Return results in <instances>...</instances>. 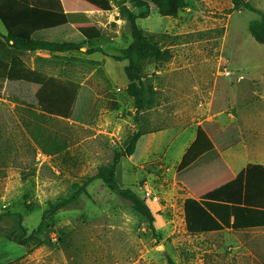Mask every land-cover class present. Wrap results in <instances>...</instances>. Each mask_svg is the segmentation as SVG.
Listing matches in <instances>:
<instances>
[{
    "label": "rangeland",
    "instance_id": "obj_1",
    "mask_svg": "<svg viewBox=\"0 0 264 264\" xmlns=\"http://www.w3.org/2000/svg\"><path fill=\"white\" fill-rule=\"evenodd\" d=\"M84 1L105 10L93 22L110 42L93 46L102 47L95 54L103 58L110 82L88 74L79 85L61 79L47 84L58 94L76 91L68 117L41 114L35 102L6 96L0 101V213L20 214L26 235L49 203L110 163L136 128L133 100L125 92L126 61L112 58L131 42L129 25L113 1ZM187 1L176 17H163L151 5L150 14L136 21L146 32L160 34L163 51L172 57L156 68L148 57L135 56L146 81L160 90L159 105L145 114L153 132L122 157L116 180L148 204L155 232L128 200L97 179L75 203L46 216L41 232L25 243L18 242L23 233L16 215L0 220V264H264V228L200 234L186 229L184 201L198 197L189 182L228 165L234 177L199 197L216 201L242 182L246 164H264V44L248 30L257 15L244 9L228 13L230 0ZM248 1L264 11V0ZM126 6L134 13L145 9L133 0ZM86 18L69 20L87 25ZM77 33L71 28L67 37ZM85 47L74 55L85 57ZM234 127L240 141L221 152V164L204 163L193 174L178 176L202 153L191 148L196 136L198 145Z\"/></svg>",
    "mask_w": 264,
    "mask_h": 264
},
{
    "label": "trees",
    "instance_id": "obj_2",
    "mask_svg": "<svg viewBox=\"0 0 264 264\" xmlns=\"http://www.w3.org/2000/svg\"><path fill=\"white\" fill-rule=\"evenodd\" d=\"M111 1L117 7L119 16L127 21L130 28L131 42L121 49L119 55H114L112 58L116 61H126L123 67V72L128 81L125 92L133 100L136 128L125 148L116 152L110 163L100 165L95 174L85 177L81 184H76L67 196L49 203L38 226L29 235H26L27 229L21 224L22 216L20 214L0 213V220L6 216L16 215L18 217V227L23 233L18 238L19 243H25L35 238L36 234L41 232L46 216H52L59 210L75 203L79 196L87 194L88 185L97 179L101 180L109 190L128 200L137 212L146 217L149 229L155 232V217L151 208L133 190L119 188L116 180L117 166L122 157L131 156L138 141L143 136L153 132L147 128L148 123L145 114L159 105L160 90L146 81L143 67L135 63L134 57L145 55L149 62L155 63L156 68H159L172 57L170 51H163L161 35L146 32L136 21L138 18H145L150 14L151 5L163 17H176L180 10L188 7V1L133 0L136 7L145 8L137 13L126 6V0ZM230 4L228 13L244 9L257 15L248 23V30L256 42L264 44V11L254 7L248 0H230ZM0 21L6 29L5 34H0V100L4 90L8 87L5 82L12 58H15L19 64L34 73L62 79L69 85L81 84L88 74L96 75L105 83L110 82L103 68V63L99 60L65 55L33 58L34 53L41 50L49 52L81 50L85 47L84 42L87 43L85 54L103 52L102 47L93 46L94 43L99 42L104 45L110 42V39L95 25L79 27L77 37L68 38L71 28L68 27V19L60 0H0ZM22 89V85L16 88L19 93L23 94ZM51 93L55 92L45 88L39 90L31 99V104L35 102L40 107L41 114L70 116L76 91L69 92V94L59 93L58 98L52 97ZM51 102L53 104L56 102L58 107ZM60 108H64L65 112L59 111ZM213 141L217 148H212L200 155L191 165L180 171L178 176L187 173L193 174L194 170L204 163L221 162L219 151L234 146L240 141L239 130L234 127L223 131L218 137L213 138ZM58 150L54 148L52 152H58ZM48 152L50 153V151ZM231 179L230 169L222 164L214 172L197 181L189 182L188 186L192 193L200 197L209 190V187H218ZM236 186L216 201L195 197L187 198L183 204L187 231L191 234H200L219 232L225 229L264 228V165L249 163L246 166L242 182ZM232 205H243L255 208V210L232 221Z\"/></svg>",
    "mask_w": 264,
    "mask_h": 264
},
{
    "label": "crops",
    "instance_id": "obj_3",
    "mask_svg": "<svg viewBox=\"0 0 264 264\" xmlns=\"http://www.w3.org/2000/svg\"><path fill=\"white\" fill-rule=\"evenodd\" d=\"M60 2L62 4L63 10L66 13L69 27L74 28L76 30L79 27H82L85 25H76V24L72 25L70 23V20H69L70 15L79 16V17L86 16L87 17L86 20L89 22V24H87V25H96L93 22V19L98 14H104L105 13V10H103L101 8L96 9L95 7H90V6L86 5V3H85L86 1H84V0H82L81 2H74L73 0L72 1L71 0H60ZM80 3L82 4V6L77 5ZM114 13L117 14V11H114ZM5 33H6V29L2 24V27H0V34H5ZM74 51L75 50H67V51H61V52H49L46 50H41V51H36L33 55V58H35L37 56L50 58L53 55L75 56ZM95 53L96 52H94L93 54L92 53L86 54L85 58H91V59L103 61V58L98 57ZM91 55L93 57H91ZM140 56L145 57V55H140ZM134 60H135V57H134ZM124 65H123V67H124ZM58 79L59 78H55V77L53 78V77H49L46 75L34 73L31 70H29L28 68L19 64L15 58H12L10 65H9V68H8V72H7V76H6V82H5V85H7L8 87H7V89L4 90L3 97L1 98V100H3V101L6 100L4 98V96H6L7 99H9V100L12 99L14 101H17V98H18L20 103L27 101V103L29 104V102H31V99L33 98L34 94H36L39 90L45 88V86L51 82L52 83L53 82L58 83ZM21 85L23 88L22 89L23 94L19 93L18 90H16V88H19ZM51 96L54 98L59 97L58 93H51ZM197 139H198V137L196 136L195 139L193 140L194 142L192 141L193 144H192L191 148L195 147V149H197L198 152L202 151V153L199 155H202L204 153L203 150H205L207 147L217 148L216 144L213 141V137H211V140H208V141H206L205 139H202V141L198 145H197V143H198ZM199 140H201V139H199ZM237 143H239V142H237ZM222 151H224V150L219 151L220 155H221ZM248 164L245 165L244 173H245L246 166ZM261 165H264V164H261ZM227 167L230 169V167L228 165H227ZM230 171L232 173V178H233L234 174H233L231 169H230ZM191 197H195V196L191 195ZM195 198L199 199V197H195ZM254 210H255V208H250V207H246L243 205H232L231 206L232 221L240 219V218L252 213Z\"/></svg>",
    "mask_w": 264,
    "mask_h": 264
},
{
    "label": "built area",
    "instance_id": "obj_4",
    "mask_svg": "<svg viewBox=\"0 0 264 264\" xmlns=\"http://www.w3.org/2000/svg\"><path fill=\"white\" fill-rule=\"evenodd\" d=\"M226 73H228V72H226Z\"/></svg>",
    "mask_w": 264,
    "mask_h": 264
}]
</instances>
